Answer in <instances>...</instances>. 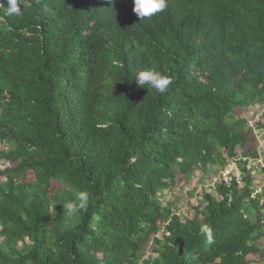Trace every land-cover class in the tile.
Segmentation results:
<instances>
[{"label": "trees", "instance_id": "16d2710c", "mask_svg": "<svg viewBox=\"0 0 264 264\" xmlns=\"http://www.w3.org/2000/svg\"><path fill=\"white\" fill-rule=\"evenodd\" d=\"M18 5L0 0V264H259L264 188L246 164L264 160V0H167L144 19L134 0ZM147 68L172 77L164 93L137 86ZM231 161L242 186H202L183 219L178 193L164 204L179 173Z\"/></svg>", "mask_w": 264, "mask_h": 264}, {"label": "clouds", "instance_id": "9594fccd", "mask_svg": "<svg viewBox=\"0 0 264 264\" xmlns=\"http://www.w3.org/2000/svg\"><path fill=\"white\" fill-rule=\"evenodd\" d=\"M166 7H167V0H134L133 11L137 14L138 17L144 19V18H151L157 13L163 12L166 9ZM5 14L9 17L14 15L19 16L21 14V9L18 5V0H7V9ZM135 81L138 87H146L149 90L155 89L159 93H164L168 89L169 85L172 83V77L154 68H147L145 70L138 72ZM251 126L253 131L254 124H252ZM0 162H7V161L0 160ZM8 165L9 163H7L5 167H7ZM262 174L264 175L263 172ZM217 179H219V174ZM257 184L259 183H256V188H257ZM261 192L263 191L261 190L260 192L257 193L254 192L253 195ZM73 195H74V199L68 200L67 202L62 204L65 218L69 220L76 217L82 210H85L90 202V193L87 190L76 191L74 192ZM55 212L56 209L54 204L50 207L49 213L53 214ZM199 231L202 235L205 236L209 244H212L214 242L213 229L209 224L207 223L201 224Z\"/></svg>", "mask_w": 264, "mask_h": 264}, {"label": "rangeland", "instance_id": "374dc122", "mask_svg": "<svg viewBox=\"0 0 264 264\" xmlns=\"http://www.w3.org/2000/svg\"><path fill=\"white\" fill-rule=\"evenodd\" d=\"M255 106L258 107V105H255ZM259 116H260V111H258L256 109L249 110L247 113V117H249L252 120V122H254ZM253 134H254L256 139L260 136L257 129H253ZM261 135L264 136V133H261ZM259 149L261 152H262V150H264V141L260 142ZM234 163H236V162H234V161L228 162L227 165H225L224 167H226L228 165H233ZM254 163H256V162H254ZM5 165H7V162H0V170H2L5 167ZM215 168H217L215 173H213V172L207 173V175H205L203 177V181L198 180L199 176L196 175V176L192 177L189 181L186 182L184 176L179 173L177 175V180L175 182L172 193L165 197L164 204H165L166 200H168V198L175 199L174 196L178 193V197L180 196L183 198L181 201L177 202L178 203L177 209H176L177 214L182 219L187 214L191 215L193 212L191 206L198 204L199 194L201 192L202 186H203V188H205L204 186H206L207 188L211 189L212 187H210V186L215 181H217L218 174H220V171L222 170V168L218 167V166H216ZM223 172H225V170ZM25 177H26L27 181H32L34 179V175L31 171H28ZM1 179H2V176H0V180ZM256 180H257V183L264 184V175L259 170H257ZM193 189H194V191H193ZM186 199L189 200V202H187ZM262 241L264 242V239H262ZM262 241L260 242V244L264 245V243H262ZM249 257L254 259L259 264H264V259L260 258L259 253H253V254L249 255Z\"/></svg>", "mask_w": 264, "mask_h": 264}, {"label": "built area", "instance_id": "2783aa9c", "mask_svg": "<svg viewBox=\"0 0 264 264\" xmlns=\"http://www.w3.org/2000/svg\"><path fill=\"white\" fill-rule=\"evenodd\" d=\"M261 115H262V112L260 110V116L256 120H258L261 117ZM254 122H252V120H251L250 124L252 125V124H254ZM255 162L256 163L254 164V162L248 161L246 164V168L248 170H250L253 175H256L257 170L264 173V160L260 154L255 159ZM222 170L223 171L225 170V172H223ZM222 170L220 171L219 179L222 181V183L225 186H231L232 184L242 186L244 184L242 171L236 163H234L233 165H228V166L224 167ZM254 177H256V176H254ZM263 186H264V184L263 185L257 184V188L255 190V193L260 192L262 190Z\"/></svg>", "mask_w": 264, "mask_h": 264}]
</instances>
